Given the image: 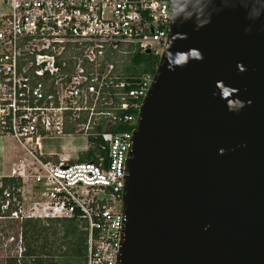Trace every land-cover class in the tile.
I'll list each match as a JSON object with an SVG mask.
<instances>
[{"label": "water", "instance_id": "95a60500", "mask_svg": "<svg viewBox=\"0 0 264 264\" xmlns=\"http://www.w3.org/2000/svg\"><path fill=\"white\" fill-rule=\"evenodd\" d=\"M169 20L124 162L118 264H264V0H170Z\"/></svg>", "mask_w": 264, "mask_h": 264}, {"label": "built area", "instance_id": "2783aa9c", "mask_svg": "<svg viewBox=\"0 0 264 264\" xmlns=\"http://www.w3.org/2000/svg\"><path fill=\"white\" fill-rule=\"evenodd\" d=\"M170 0H0V222L73 218L84 264H118L124 162L153 72L129 57L166 42ZM123 124L128 128L111 130ZM79 135L85 160L44 151ZM7 224H0L6 228Z\"/></svg>", "mask_w": 264, "mask_h": 264}, {"label": "trees", "instance_id": "16d2710c", "mask_svg": "<svg viewBox=\"0 0 264 264\" xmlns=\"http://www.w3.org/2000/svg\"><path fill=\"white\" fill-rule=\"evenodd\" d=\"M157 56L145 52L132 54L124 70L139 74L154 72ZM128 128L123 124L109 126L111 130ZM90 158V152H80L77 160ZM15 224V223H14ZM7 224L1 231L10 229ZM18 224H15V227ZM21 251L19 257L9 255L4 264H84L85 231L77 227L73 218H23L19 223Z\"/></svg>", "mask_w": 264, "mask_h": 264}, {"label": "rangeland", "instance_id": "374dc122", "mask_svg": "<svg viewBox=\"0 0 264 264\" xmlns=\"http://www.w3.org/2000/svg\"><path fill=\"white\" fill-rule=\"evenodd\" d=\"M43 150L44 151H54L61 152L64 155H68L71 159L76 158L80 153V148L85 145V138L79 135L72 136H60L50 139H43ZM10 223L5 221H1L0 224ZM13 226L6 231L7 235L15 234L16 227L14 223ZM6 234L4 231L0 230V264H4L5 257L9 255L16 254V245L15 242H8L6 240Z\"/></svg>", "mask_w": 264, "mask_h": 264}]
</instances>
